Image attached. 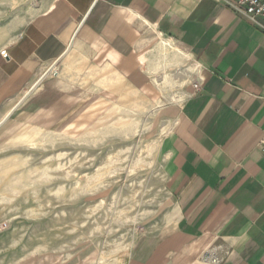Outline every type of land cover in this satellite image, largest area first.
I'll use <instances>...</instances> for the list:
<instances>
[{"label": "crops", "instance_id": "obj_1", "mask_svg": "<svg viewBox=\"0 0 264 264\" xmlns=\"http://www.w3.org/2000/svg\"><path fill=\"white\" fill-rule=\"evenodd\" d=\"M3 49L0 116L69 57L84 72L72 76L148 100L164 118L171 211L127 264H264L263 28L227 0H50L8 29Z\"/></svg>", "mask_w": 264, "mask_h": 264}, {"label": "rangeland", "instance_id": "obj_2", "mask_svg": "<svg viewBox=\"0 0 264 264\" xmlns=\"http://www.w3.org/2000/svg\"><path fill=\"white\" fill-rule=\"evenodd\" d=\"M49 1L0 0V42ZM76 63L40 72L0 116V264H127L171 211L164 118L148 100L72 76L84 74Z\"/></svg>", "mask_w": 264, "mask_h": 264}, {"label": "built area", "instance_id": "obj_3", "mask_svg": "<svg viewBox=\"0 0 264 264\" xmlns=\"http://www.w3.org/2000/svg\"><path fill=\"white\" fill-rule=\"evenodd\" d=\"M227 3L240 15L244 16L251 22L257 24L264 29V0H237L230 1L227 0ZM4 57L8 56L7 50L3 49L0 52ZM53 69V68H52ZM196 88H199V83H194ZM261 150L264 154V137L260 142ZM214 264L221 262V258L215 256L212 258Z\"/></svg>", "mask_w": 264, "mask_h": 264}]
</instances>
